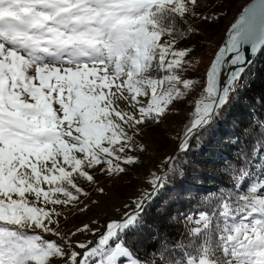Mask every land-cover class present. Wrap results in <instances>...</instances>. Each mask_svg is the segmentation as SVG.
Masks as SVG:
<instances>
[{
    "label": "snow or ice",
    "instance_id": "snow-or-ice-1",
    "mask_svg": "<svg viewBox=\"0 0 264 264\" xmlns=\"http://www.w3.org/2000/svg\"><path fill=\"white\" fill-rule=\"evenodd\" d=\"M208 0H0V264H264V118L250 113L223 166L227 183L145 250L146 204L185 156L244 102L264 55V0H253L202 71L187 41L215 22ZM223 7V4L218 5ZM194 105L151 191L120 215L63 231L87 215L101 178L120 180L142 163L143 131ZM53 236L58 239H46ZM80 237H83L81 239ZM143 253V254H142Z\"/></svg>",
    "mask_w": 264,
    "mask_h": 264
},
{
    "label": "trees",
    "instance_id": "trees-1",
    "mask_svg": "<svg viewBox=\"0 0 264 264\" xmlns=\"http://www.w3.org/2000/svg\"><path fill=\"white\" fill-rule=\"evenodd\" d=\"M237 1L208 0V6L203 11L207 15L218 16L219 18L215 22L204 23L197 20L193 24V27L197 28L200 34L192 37L187 43L191 44L197 54L204 55L208 62L213 51L220 44L225 29L241 8L240 5H237ZM220 4H223L222 8L218 7ZM220 28H222L220 39L210 46L209 40ZM254 59L255 63L251 71L255 74V78L250 82V87L243 93L244 102L234 108L230 114H225L227 119L214 130V135L207 136L204 143L198 145L193 141L192 150L187 156L183 153H176L179 157L176 161L177 164L190 160L192 166L186 169L185 176L171 179L167 187L161 189L159 194L153 196L152 200L146 204L143 228L138 233L139 242L145 250L150 251L157 246L159 241L156 237L158 236L163 238L167 234L170 238H175L178 235L181 225L170 223L168 219L170 213L187 211L189 208L195 211L201 197L218 185L227 183L228 178L223 166L233 158L238 148V145L232 141L238 137L241 145L249 142L248 138L241 134V129L248 124L251 112L254 111L257 116L264 118V55ZM203 68L198 67L200 71ZM193 111L194 105H187L183 107L181 112L179 111V115L168 116L171 121H174V126L163 133L165 144L171 147L167 156L173 154L178 143L176 139L178 132L182 125L190 120ZM155 130L156 127H148L144 129L143 134L151 137ZM124 177L128 182L131 172L129 171V174ZM110 188L113 189L114 187L109 186Z\"/></svg>",
    "mask_w": 264,
    "mask_h": 264
},
{
    "label": "rangeland",
    "instance_id": "rangeland-1",
    "mask_svg": "<svg viewBox=\"0 0 264 264\" xmlns=\"http://www.w3.org/2000/svg\"><path fill=\"white\" fill-rule=\"evenodd\" d=\"M247 0H238L237 5H242ZM232 18V16H229ZM222 34V28L217 29L214 36L209 40L210 46L215 44L218 39H220ZM209 48V46H208ZM194 65L197 67H206L208 64V59L202 55L197 54L196 52L191 57ZM184 106H181L179 111L183 109ZM174 126V121H171L168 118L165 121L156 127L155 132L151 137H147L145 134L142 135V140L148 148V153L145 155L142 163L134 168H130L131 177L127 179L122 177L120 180L112 179L108 180L106 178H101L100 187L105 189L104 195L100 196L94 194L93 200H99V205H92V211L87 215H72L64 210L65 214L69 216L67 224L62 223V228L65 233L69 229L74 228L75 226L81 224L82 222H88L91 219L99 218L103 220L105 217L120 215L125 210L131 211V208H125L126 204H131L138 196L142 193L151 191L148 181L151 179V173H156L160 175L163 171L162 161L167 156L171 147L164 142L163 133L168 131L171 127ZM124 185V186H123ZM109 186L114 187L109 189ZM118 193V194H117ZM46 239L55 240L57 237L45 236ZM83 239V237H80Z\"/></svg>",
    "mask_w": 264,
    "mask_h": 264
},
{
    "label": "water",
    "instance_id": "water-1",
    "mask_svg": "<svg viewBox=\"0 0 264 264\" xmlns=\"http://www.w3.org/2000/svg\"><path fill=\"white\" fill-rule=\"evenodd\" d=\"M251 3H253V0H248L246 3H244V4L241 6L239 12H237V13L234 15V17L232 18V20L230 21L229 25L227 26V28L225 29V31H224V33H223V35H222V38H221L220 44H222L223 41L227 38L228 32H229V30L231 29V26L237 22V20L239 19L240 15L243 13L244 9H245L246 7H248ZM220 44H219V45H220ZM164 168H165V165H164L163 169H164Z\"/></svg>",
    "mask_w": 264,
    "mask_h": 264
}]
</instances>
